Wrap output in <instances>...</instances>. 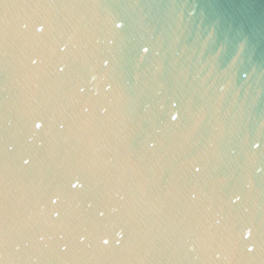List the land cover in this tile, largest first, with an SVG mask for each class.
Here are the masks:
<instances>
[{
    "label": "water",
    "instance_id": "1",
    "mask_svg": "<svg viewBox=\"0 0 264 264\" xmlns=\"http://www.w3.org/2000/svg\"><path fill=\"white\" fill-rule=\"evenodd\" d=\"M262 233L264 0H0L4 264H264Z\"/></svg>",
    "mask_w": 264,
    "mask_h": 264
},
{
    "label": "snow or ice",
    "instance_id": "2",
    "mask_svg": "<svg viewBox=\"0 0 264 264\" xmlns=\"http://www.w3.org/2000/svg\"><path fill=\"white\" fill-rule=\"evenodd\" d=\"M116 26H117V27H123V24H122V23H117ZM177 118H178V117H177ZM254 146H255L256 148H260L261 145H260L259 143H256ZM70 183H71V182H70ZM247 232H248V237H249V238H252V237L255 235V233H253L251 229H248ZM258 241H259V247H260V249H261V250H264V233H262V234L258 237ZM257 250H258V249H257V246H256V245H253V246H252V251H251V252H255V251H257ZM245 251H246V252H249V248L247 247V245L245 246Z\"/></svg>",
    "mask_w": 264,
    "mask_h": 264
},
{
    "label": "clouds",
    "instance_id": "3",
    "mask_svg": "<svg viewBox=\"0 0 264 264\" xmlns=\"http://www.w3.org/2000/svg\"><path fill=\"white\" fill-rule=\"evenodd\" d=\"M35 62V61H34ZM175 118V117H174ZM55 203V201H53ZM249 251H252V248L249 247ZM0 264H4V262L2 260H0Z\"/></svg>",
    "mask_w": 264,
    "mask_h": 264
}]
</instances>
